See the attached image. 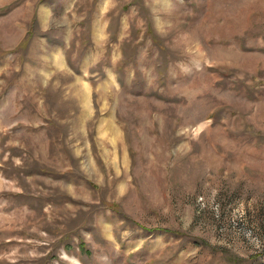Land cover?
Listing matches in <instances>:
<instances>
[{"label":"rangeland","instance_id":"rangeland-1","mask_svg":"<svg viewBox=\"0 0 264 264\" xmlns=\"http://www.w3.org/2000/svg\"><path fill=\"white\" fill-rule=\"evenodd\" d=\"M0 264H264V0H0Z\"/></svg>","mask_w":264,"mask_h":264},{"label":"trees","instance_id":"trees-1","mask_svg":"<svg viewBox=\"0 0 264 264\" xmlns=\"http://www.w3.org/2000/svg\"><path fill=\"white\" fill-rule=\"evenodd\" d=\"M123 54L126 55V50L124 49V47H123Z\"/></svg>","mask_w":264,"mask_h":264},{"label":"crops","instance_id":"crops-1","mask_svg":"<svg viewBox=\"0 0 264 264\" xmlns=\"http://www.w3.org/2000/svg\"><path fill=\"white\" fill-rule=\"evenodd\" d=\"M77 71V70H76ZM78 72V71H77Z\"/></svg>","mask_w":264,"mask_h":264}]
</instances>
